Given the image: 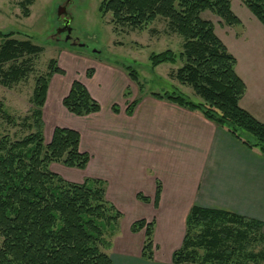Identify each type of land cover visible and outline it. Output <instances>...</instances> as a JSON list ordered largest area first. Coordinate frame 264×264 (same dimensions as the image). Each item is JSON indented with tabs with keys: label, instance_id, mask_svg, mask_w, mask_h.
I'll return each mask as SVG.
<instances>
[{
	"label": "trees",
	"instance_id": "16d2710c",
	"mask_svg": "<svg viewBox=\"0 0 264 264\" xmlns=\"http://www.w3.org/2000/svg\"><path fill=\"white\" fill-rule=\"evenodd\" d=\"M242 1L264 24V0ZM32 3L33 0L22 2L25 16ZM231 3L232 0H103L99 10L104 15L111 13L115 23L135 28L158 18L166 19L169 29L184 39L179 54L184 65L176 77L191 85L204 101L195 102L182 93L152 95L200 111L245 146L264 154V122L240 105L247 86L236 72L237 59L217 35L214 23L202 17L209 10L229 25L240 24ZM25 36L19 39L16 32L0 29V83L4 86L23 80L32 69L30 57L43 51L42 46ZM149 59L154 68L163 62H175L177 55L167 49L152 52ZM125 67L138 81L137 72L130 65ZM94 71L90 67L86 75L91 77ZM55 74H65V70L52 58L47 72L36 78L33 107L22 120L15 119L0 101L2 118L27 131L21 137L9 133L0 136V264H113L105 250L112 246L110 236L119 231L122 213L108 200L105 181L86 178L73 182L50 168L51 163L61 162L84 169L90 160V154L80 149L81 135L75 129L56 126L51 140L45 141L43 108ZM139 100L129 103L128 114H133ZM63 105L79 116L101 110L99 101L79 79L72 81ZM113 109L119 110L116 104ZM160 194L158 184L156 204ZM138 197L147 200L141 194ZM186 223L182 246L172 254L173 264L196 260L200 249L204 251L203 261L211 264L264 263L262 221L227 210L193 206ZM131 229H145L143 256L153 259L155 221L140 219Z\"/></svg>",
	"mask_w": 264,
	"mask_h": 264
},
{
	"label": "crops",
	"instance_id": "0c3cea01",
	"mask_svg": "<svg viewBox=\"0 0 264 264\" xmlns=\"http://www.w3.org/2000/svg\"><path fill=\"white\" fill-rule=\"evenodd\" d=\"M231 33L230 41H222L237 58L236 72L247 86L240 105L264 122V44L252 40L248 32ZM261 33L264 42V32ZM102 65L110 73L117 71ZM94 70L93 76L85 74L79 80L99 101L100 111L79 116L63 105L73 78L57 91L58 104L52 107L49 86L43 118L46 131L56 126L77 130L81 151L90 154L81 177L67 180L80 183L86 178L102 179L107 183L108 200L123 215L127 210L133 214L132 221H155L153 259L143 256V230H131L133 235H139L137 241L130 234L129 246L111 255L113 264L163 261L159 249L161 227L170 238L165 260L172 259L174 251L182 246L187 216L193 206L227 210L260 220L264 232V154L245 146L200 111L152 94L141 98L131 115L126 108L120 107L116 112L114 96L119 91L125 97L124 87L114 86L107 76L101 77L97 68ZM104 97L109 98L108 109L102 105ZM73 168L77 169L62 166L68 171H75ZM158 184L161 194L156 204Z\"/></svg>",
	"mask_w": 264,
	"mask_h": 264
},
{
	"label": "rangeland",
	"instance_id": "374dc122",
	"mask_svg": "<svg viewBox=\"0 0 264 264\" xmlns=\"http://www.w3.org/2000/svg\"><path fill=\"white\" fill-rule=\"evenodd\" d=\"M23 1L0 0V29L4 32H16V37L19 39H24L25 34L30 36L36 44L43 47V51L30 57L32 69L23 80L10 87L0 83V101L15 119L22 120L24 116L30 114L33 107L31 96L36 78L47 72L48 63L52 58L58 60V66L65 70V74H55L51 78L50 106L58 104L57 91L65 87L70 79L86 77V71L90 67L97 68L100 76H107L114 86L124 87L125 97L119 91L114 96L118 108H127L135 99L152 96L154 92L182 93L195 102L204 101L191 85L182 83L176 77L177 71L184 65V60L179 56L183 51L184 39L169 29L166 19L158 18L142 28L117 24L113 21L111 13L104 15L100 12L99 7L103 0H33V3L28 6L29 14L25 16ZM65 3H68L67 10L72 17L70 26L73 38L71 40L66 39L65 31L58 32L61 25L57 12ZM231 4L233 12L241 20L240 24L229 25L209 10L204 11L202 17L214 23L215 31L221 39L230 41L231 32H248L252 40H261V44H264L261 33L264 32V24L242 0H232ZM167 49L176 53L177 60L163 62L152 68L150 54ZM102 64L115 67L117 71L110 73ZM128 65L137 72L138 81L129 77L130 71L125 67ZM102 105L108 109V97L103 98ZM52 129L53 127L50 131H46L44 128L46 142L51 140L49 135ZM26 132L21 125L8 124L0 114V136L9 133L15 137H21ZM62 166L66 167L61 162H55L51 170L66 179L69 177L78 179L83 173L79 168L68 171L62 169ZM124 211V215L120 211L122 217L118 223L119 231L109 238L112 246L105 250L109 255L119 254L120 248L128 247L131 243V235L134 242L139 236L133 235L130 227L140 219L132 221L133 214L127 210ZM199 230L201 229L196 228V231ZM143 232L145 233V229ZM160 235L162 242L159 243V249L164 259L154 264H173L172 259L165 260L169 253L170 238L163 227H161ZM258 246L256 249L259 248ZM155 249L154 242L153 251ZM199 252V258L182 264H211L203 261L204 251L200 249Z\"/></svg>",
	"mask_w": 264,
	"mask_h": 264
},
{
	"label": "water",
	"instance_id": "95a60500",
	"mask_svg": "<svg viewBox=\"0 0 264 264\" xmlns=\"http://www.w3.org/2000/svg\"><path fill=\"white\" fill-rule=\"evenodd\" d=\"M67 7H68V3H65L64 5H61L58 9L57 16L59 19L63 20V24H64L63 27L58 30V32L67 31L70 34L72 31V28L70 26L72 17L68 12ZM66 39L68 40L70 39V37L67 36Z\"/></svg>",
	"mask_w": 264,
	"mask_h": 264
},
{
	"label": "flooded vegetation",
	"instance_id": "af4514ba",
	"mask_svg": "<svg viewBox=\"0 0 264 264\" xmlns=\"http://www.w3.org/2000/svg\"><path fill=\"white\" fill-rule=\"evenodd\" d=\"M59 23H60V25H61V28L63 27V20L62 19H60V21H59ZM72 32V31H71ZM65 34H66V37L68 36V37H70V39H68V40H71L73 37H72V35H71V33L69 34L67 31H65ZM75 39V38H74ZM73 43H76L75 41H72Z\"/></svg>",
	"mask_w": 264,
	"mask_h": 264
}]
</instances>
